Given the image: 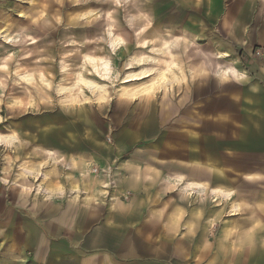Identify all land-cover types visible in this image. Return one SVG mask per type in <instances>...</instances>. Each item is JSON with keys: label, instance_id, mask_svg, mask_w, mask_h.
I'll use <instances>...</instances> for the list:
<instances>
[{"label": "rangeland", "instance_id": "374dc122", "mask_svg": "<svg viewBox=\"0 0 264 264\" xmlns=\"http://www.w3.org/2000/svg\"><path fill=\"white\" fill-rule=\"evenodd\" d=\"M141 1L133 0L115 7V4L103 6L97 0H0V32L3 31L1 35L7 37V41L0 38V66L7 61V68H0V134L14 135L17 140L11 146L0 144V204L4 212L21 209L31 217L28 207L33 214L34 211L38 214L35 219H40L42 208L46 213L53 210L76 216L79 214L77 208L87 209L90 205L110 203L114 197L120 200V173L110 169L112 164L109 162H98L117 157L113 150L118 142L124 140L123 143L128 146L118 157L153 154L155 143L167 134L180 130L200 131L202 124L208 120L207 116L237 110V103H232L228 97L237 94V84L232 83L230 78L221 80L214 77V69L221 62L214 58V52L227 53L228 58L223 61H234L235 69L246 77V82L251 80L250 75L263 70L264 0H241L238 6L237 0ZM136 4L145 6L140 11L147 15L156 32L161 33L166 28L186 39L167 57L159 56L161 60L173 59L178 63L179 67L171 76L173 82L156 89L151 97L142 100H133L119 92L127 73L124 64L130 55L140 51L150 52V47L156 43L154 32L147 33L140 39L152 41L148 48L137 47L133 28H143L144 24L134 23V26L128 27L124 18L127 13L139 15ZM100 5L104 11H113L112 15L127 42L115 55L108 49L105 22L86 23L91 20V12L101 10ZM237 9L243 11V15H239ZM19 37H26L25 42L14 46L8 42ZM84 38L93 39L95 43L85 45ZM34 39L38 42L28 45ZM74 41L80 45L74 46ZM83 54L111 59L110 95L106 100L97 102L85 92L86 103L81 99V102L63 105L56 94L58 85L70 86L78 73L99 81L90 74L88 65L82 66ZM63 61L68 65L67 74L61 73ZM133 67L135 70L138 68ZM202 69L206 71L200 73ZM27 74L34 81L33 85H28L29 88L17 81L18 76ZM44 80L49 88L43 84ZM146 80L123 85L136 87ZM225 82L229 83L218 87L219 83L222 85ZM27 90L33 98L26 95ZM212 125L206 121V127ZM43 140L53 141L54 144L67 140L66 151L76 154L72 156L75 166L78 168L88 161L93 166L96 173L91 175L92 181L80 179L77 169L66 171L64 162L57 164L49 161L45 154L47 149L42 148ZM101 148L107 151L100 154ZM68 159L70 157L65 156V160ZM24 160L32 166L30 183L23 181L30 188V192L25 194L13 185L22 183L23 175L19 169ZM36 172L45 174V178L58 175V179L55 181L51 176L50 180L42 181L45 178L39 175L35 180L32 176ZM110 181L112 186L101 189L104 183ZM67 183H75L73 190L78 188L77 203L72 204L69 200L70 186ZM37 184L46 188L49 194L33 190ZM68 218L71 234H77V230L81 229L79 220ZM7 234L8 229L2 225L0 264L39 263L30 258L33 254L23 251L20 239L19 244L10 247ZM76 234L71 237L80 238ZM67 245L70 248L60 254V259H50L45 264H80V253L75 250L84 246L86 254L90 251L89 244L83 242H69Z\"/></svg>", "mask_w": 264, "mask_h": 264}, {"label": "crops", "instance_id": "0c3cea01", "mask_svg": "<svg viewBox=\"0 0 264 264\" xmlns=\"http://www.w3.org/2000/svg\"><path fill=\"white\" fill-rule=\"evenodd\" d=\"M228 62L234 74L218 76L214 69L213 75L237 84V94L228 96L237 110L207 116L200 131L167 134L155 143L153 154L118 157L128 148L124 140L118 142L113 150L117 157L98 162H109L120 173V200L77 208L76 216L42 208L40 219L28 207L31 217L21 209L4 212L0 204V228L8 229L9 246L20 239L23 251L33 254L30 258L37 264L60 259L70 248L67 244L78 241L90 250H75L80 264H264V64L246 82L234 61ZM206 121L213 125L206 127ZM66 142L43 140L42 148L57 150L64 160L69 156L65 164H76ZM106 151L99 149L100 154ZM88 162L82 164L84 172L75 169L89 182L96 171ZM51 176L58 179L50 175L42 181ZM32 177L39 178L38 172ZM67 184L69 200L77 203L78 188ZM13 185L30 192L21 189L23 182ZM40 186L37 192L49 194ZM68 217L79 220L77 234H71Z\"/></svg>", "mask_w": 264, "mask_h": 264}, {"label": "bare ground", "instance_id": "6f19581e", "mask_svg": "<svg viewBox=\"0 0 264 264\" xmlns=\"http://www.w3.org/2000/svg\"><path fill=\"white\" fill-rule=\"evenodd\" d=\"M98 2H101L103 6H109L114 5L115 7L118 6L120 3H125V5L129 2H133V0H97ZM143 1V0H142ZM141 1V2H142ZM101 6V5H100ZM144 5L139 6L135 5V8L139 10V15L135 14H129L127 13L125 15V21L129 25H133L134 23L137 24H144V27H138L133 28L134 29V35L137 37L136 44L137 47L140 49L148 48L149 43L152 42L151 40L141 38L140 36H144L147 33L154 32V40L155 45H152L150 47L149 51L147 53H143L140 51L139 54L136 55H130L127 62H125L124 66H126L127 73L123 80L121 81L122 87H120V94L129 98H132L133 100H142L147 99L148 97H151L156 89L162 88L165 85H170L173 82V76L174 70L177 69L178 63L174 61L173 59H162L159 56H165L167 57L170 55V52L172 49L176 48L178 44H183V42H186V39L183 36H177L174 35L169 29H164L161 33L156 32L154 29V25L152 22L147 18V15L141 13L140 9L144 10ZM128 9V8H127ZM113 11L110 12L109 10L104 11L103 7L101 6V10H98L97 12H91V20L90 23H95L98 20L104 21V32L108 38V49L110 52L115 55L118 50H120L122 47L126 46L127 42L125 37L120 32V25L118 21L113 17L112 15ZM140 19V20H139ZM88 24V25H89ZM147 25V26H146ZM134 26V25H133ZM130 30V29H128ZM132 30V29H131ZM164 32V33H163ZM3 31L0 32V38H5L7 41V37L5 35H1ZM18 36V35H17ZM26 37H19L16 40H9V43H12L14 46L16 44H22L25 42ZM38 40H33L28 45L36 44ZM69 42V41H68ZM75 45H80L76 41L73 42ZM95 43V40L84 38L83 44L85 45H92ZM196 47V45H194ZM10 56V55H9ZM214 57L217 59L224 60V58H227V54L223 52L216 51L214 52ZM9 58V57H8ZM8 58L4 59L7 60ZM81 58L83 60V67L89 66L91 68L90 74L94 76L99 81L85 78L81 73H78L73 81V83L70 86H62L58 85L56 87V94L60 98L61 104L65 105L70 102L79 101L82 100L85 101V103L88 101V98L84 94L85 92H88L93 100H96L97 102L104 101L108 98L110 95L109 92V86L108 81L111 79L112 76V68H111V59L108 56H92L89 54H83L81 55ZM163 61V65L162 62ZM7 61L3 62L0 68L4 70L7 68L6 66ZM133 66H137L138 68L135 70ZM68 65H65V62H61V73L67 74V71L69 70ZM84 69V68H83ZM235 70L233 68L232 63L230 62H222L218 63L215 68V74L216 75H223L228 76L230 74H234ZM75 76V75H74ZM32 77V76H31ZM28 74L18 76L17 81L22 83L23 85H26L27 88H29L28 85H33L34 81ZM171 77V78H170ZM143 79H147L146 81H142L141 84H139L136 87H130L123 84H128L130 82L134 81H140ZM43 84L49 88V84L46 80L43 81ZM0 86H2V82H0ZM26 95L29 98H33L32 93L27 90ZM82 99V100H81ZM94 102V101H93ZM120 103H123V100H119ZM117 101V103H119ZM12 110L11 108H9ZM16 140V137L14 135H3L0 134V144L4 146H11ZM45 154L49 161L53 163H65L64 157L55 149L52 150H46ZM23 165L20 166V172L23 175L22 182L30 183L31 174H32V166L28 163L27 160H24ZM67 170H75V163L71 164H65ZM34 170V169H33ZM79 171L84 172L85 168H83V165L78 168ZM40 177L45 178V174H39ZM20 186L22 190L27 191L30 190V188L25 185ZM40 185H35L33 187L34 190L37 191ZM76 191V190H75ZM73 194V193H72Z\"/></svg>", "mask_w": 264, "mask_h": 264}]
</instances>
